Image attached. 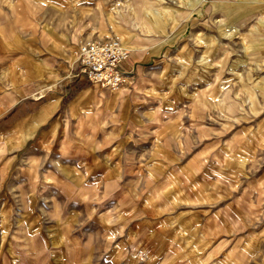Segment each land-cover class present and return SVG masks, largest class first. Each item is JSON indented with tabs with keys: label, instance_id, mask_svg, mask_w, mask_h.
Instances as JSON below:
<instances>
[{
	"label": "rangeland",
	"instance_id": "rangeland-1",
	"mask_svg": "<svg viewBox=\"0 0 264 264\" xmlns=\"http://www.w3.org/2000/svg\"><path fill=\"white\" fill-rule=\"evenodd\" d=\"M60 9L74 37L118 39L129 60L148 38L152 65L122 90L99 87L135 95L137 118L100 100L46 148L8 132L0 102L3 254L55 232L62 264H264V0H0V36L40 42ZM88 161L102 163L93 182Z\"/></svg>",
	"mask_w": 264,
	"mask_h": 264
},
{
	"label": "crops",
	"instance_id": "crops-1",
	"mask_svg": "<svg viewBox=\"0 0 264 264\" xmlns=\"http://www.w3.org/2000/svg\"><path fill=\"white\" fill-rule=\"evenodd\" d=\"M56 15L45 25L47 30L43 31L40 42L34 37L21 41L18 37L7 39V36H0V64L7 65L10 78V86L5 92L8 95H4L7 96L6 99L0 97V102H9L10 105L5 111H12V120L5 128L8 132L17 134L15 136L21 141H24L28 134L38 136L36 148H46L49 141H53V138L64 129L67 121L72 122L74 119L89 115L95 117L97 114L95 107L99 105L100 100L107 104V110L102 112L110 115L119 113L116 116L123 119L138 117L137 110H134L132 103L128 101L129 97L131 100L135 95L127 97L126 94L108 91L102 93L100 85L90 83L84 74L79 73L78 48L79 44L88 37L78 36L80 39L74 37L75 34L71 32V28H68V21L64 19L67 14L62 9ZM128 33H131V30L127 29L125 38ZM148 43H151L148 38H141L138 43L131 45L133 51L131 59L123 65V70L131 82L135 80L133 71L138 69L139 65L146 63L152 65L150 57L144 55L143 46ZM165 50L166 46H163L160 51ZM65 69L70 72L68 79L67 74L63 72ZM36 100L40 101L32 103ZM5 111L1 110L0 114ZM0 116H4V113ZM23 118L27 120L26 125L19 124ZM124 122L127 123L124 130H127L132 122L128 120ZM41 137L42 142H40ZM34 139L35 137L31 138V141ZM29 140L24 145L16 140L14 143L20 148L28 142L31 143ZM88 162L90 166L94 164ZM101 164L91 166L90 173L86 169L83 178L89 182L95 181L96 172H99L98 168ZM55 226L56 223H51L48 229L57 228ZM43 228L47 227H41L42 230ZM0 230V264L15 261V258L20 261L50 262V264H62L69 260L68 255L63 253L62 235L59 237L55 232L49 234L51 237L48 239L44 237L30 239L29 245L35 246L29 254H16L11 248V255L3 254V227H0ZM35 230L37 231V227ZM8 245L14 248L16 242L11 240Z\"/></svg>",
	"mask_w": 264,
	"mask_h": 264
},
{
	"label": "built area",
	"instance_id": "built-area-1",
	"mask_svg": "<svg viewBox=\"0 0 264 264\" xmlns=\"http://www.w3.org/2000/svg\"><path fill=\"white\" fill-rule=\"evenodd\" d=\"M129 58L128 48L114 38L84 40L78 49L80 69L89 82L111 91H119L132 84L123 70Z\"/></svg>",
	"mask_w": 264,
	"mask_h": 264
},
{
	"label": "bare ground",
	"instance_id": "bare-ground-1",
	"mask_svg": "<svg viewBox=\"0 0 264 264\" xmlns=\"http://www.w3.org/2000/svg\"><path fill=\"white\" fill-rule=\"evenodd\" d=\"M122 42V41H121ZM123 43V42H122ZM24 80V79H23ZM220 82V81H219ZM222 89V88H221ZM44 94V93H43ZM111 100V99H110ZM23 141V140H22Z\"/></svg>",
	"mask_w": 264,
	"mask_h": 264
}]
</instances>
